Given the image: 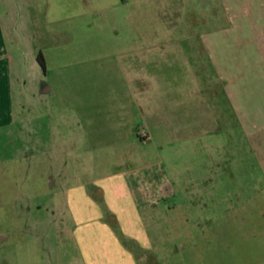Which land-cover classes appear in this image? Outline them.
Returning <instances> with one entry per match:
<instances>
[{
    "label": "rangeland",
    "instance_id": "1",
    "mask_svg": "<svg viewBox=\"0 0 264 264\" xmlns=\"http://www.w3.org/2000/svg\"><path fill=\"white\" fill-rule=\"evenodd\" d=\"M225 9L220 0H0L2 51L11 73L35 70L36 55L41 52L49 70L56 67L70 76L58 85L70 89L68 102L62 96H50L42 117L48 124L44 139L53 140L54 166L60 174L56 188L63 183V169L65 179L87 193L96 187L95 181L110 177L108 185L116 197L109 195L98 208L105 214L113 210L116 222L111 231L126 251L136 253L140 263L264 264V215L250 217L244 204L248 192L232 183L212 189L181 185L187 162H203L217 147L220 152L235 150L243 155V127L225 97L223 81L218 80L210 57L200 50L195 37L200 31L226 26ZM153 57L158 61L154 64L157 73L164 71V61L170 65V86L165 90L161 80L148 88L144 84L148 78L140 73L135 85L140 87L136 98L141 118L145 108L158 114L171 106L174 109L187 97L191 103V93L198 91L217 120V132H203L193 143L188 140L185 158L178 134L173 136L167 127L145 118L141 121L150 134L146 140L122 141L116 127L82 136L78 122L85 106H91L88 113L98 120L101 106L113 103L103 115L117 117V68L123 67L122 62L133 64L139 59L142 67L143 61L153 62ZM247 92L253 96L254 89L247 88ZM38 113L34 104L27 117L34 128ZM201 117L206 121L202 113ZM23 145L16 137L1 133L0 156ZM57 198L56 208L63 213L60 221L67 220L68 209ZM131 201L138 211L137 226L146 235L140 242L129 235L126 224L122 228L121 217L125 220L135 213L127 205ZM33 210L38 211L35 217L46 213L44 208ZM61 235L44 232V238L37 240L28 236L24 244L0 251V264H48L53 246L73 247Z\"/></svg>",
    "mask_w": 264,
    "mask_h": 264
},
{
    "label": "crops",
    "instance_id": "2",
    "mask_svg": "<svg viewBox=\"0 0 264 264\" xmlns=\"http://www.w3.org/2000/svg\"><path fill=\"white\" fill-rule=\"evenodd\" d=\"M220 1L225 4L227 25L200 31L195 37L198 39L197 46L210 57L218 80L223 81L225 97L237 114L240 126L243 127V155L240 156L235 150L220 152L217 147V150H211L205 156L203 162L197 161L191 165L187 162L181 185L186 189L188 186H195V189H198L204 185L212 189L220 184L239 185L244 192H248L244 194L247 198L244 204L245 207H249L250 212L247 210L246 213L249 212L251 218L255 214L262 217L264 215V0ZM3 27L0 19V136L2 133L3 136L16 137L24 145L16 147L12 154L6 157L0 156V251L24 244L28 236L37 240L44 238L42 236L44 232H51L52 236L56 234L58 238L62 234L63 242L73 243V247L70 245L65 247L64 244L53 246L52 251L49 252L52 257L48 264H145L134 257L135 252L126 251L119 238L111 231V227L116 222L113 210L105 214L98 208L109 195L116 197L112 195L114 188L110 189V184L108 185L110 177L95 181L96 187L92 186L87 193L85 188H81L82 186L71 185L65 179L66 176L62 175L63 169L61 174L63 183H58L60 187L56 188V178L60 174L54 166L53 140L50 141L51 138L48 136L44 139V128L48 124L42 117L44 104L49 101L50 96H62L63 101L68 102L72 96L70 89L67 87L60 89L58 85L60 80L69 79L70 76L60 72L56 67L49 70L43 53L44 68L37 61L36 55L33 67L35 70L12 74L8 68V59L2 51L5 40ZM135 46L138 48L139 45L135 44ZM152 61L147 64L143 61L142 67L139 66V59L133 64L122 62L123 67L117 68L119 71L116 86L117 117L110 119L107 115H103L105 110L111 111L113 103L106 105L105 108L101 106L103 112L98 120L93 119L88 113L90 109L88 107L91 106H85V110L81 111L82 119L78 122L80 129L78 131L82 136L89 137L97 130L109 132L108 127H116V132L122 141L132 140L134 137L139 141L146 140L150 134L147 126L141 121L145 118L153 125H162L165 129L167 127V132L173 136L178 134L176 138L180 140V150L185 154L183 156L185 158L188 155L185 153L186 150L184 151L189 147L188 140L192 139L193 143V139L200 140L203 132H209L210 135L217 132V120L207 106L205 108L208 103H205L203 95H198V91L191 93V103H188L187 97L185 102L184 99L174 109L171 106L170 109L160 111L158 114H152L149 108H145L144 111L142 109L144 116L141 118L139 101L136 98L140 87L135 85L140 73L143 72L148 78L147 83L144 82L148 88L156 86V81L160 84L161 80L165 90L170 86L171 73H168L170 65L164 61V71L160 68L162 71L157 73L154 64L158 61L155 57ZM180 75L179 78L182 80V73ZM251 87L254 89L253 96L247 92V88ZM180 89L184 93L182 87ZM164 93L166 94L167 91ZM34 104L39 107L35 128L30 123L31 118H27L30 110L33 111ZM201 113L206 117V121L202 119ZM177 129L179 133L176 132ZM31 142L35 145H30ZM56 189H58L57 193H55ZM90 197L95 201L89 200ZM56 198L68 209L70 217L68 216L67 220L60 221L61 217L63 218L60 214L63 213L56 208L59 206L55 204ZM193 203L188 205L193 206ZM127 205L135 209V213L130 217L127 216L125 220L120 215L122 228L126 224L129 235L140 242V239H145L146 235L141 233L137 226L139 220L136 219L138 216L136 205L133 201ZM35 207L44 208L46 213L43 216H33L38 212L31 211V208ZM88 213L90 216L87 215ZM76 214L79 219L76 218Z\"/></svg>",
    "mask_w": 264,
    "mask_h": 264
},
{
    "label": "trees",
    "instance_id": "3",
    "mask_svg": "<svg viewBox=\"0 0 264 264\" xmlns=\"http://www.w3.org/2000/svg\"><path fill=\"white\" fill-rule=\"evenodd\" d=\"M37 61L39 62L41 67L44 68L45 64H44V59H43V56H42L41 52L37 53Z\"/></svg>",
    "mask_w": 264,
    "mask_h": 264
}]
</instances>
